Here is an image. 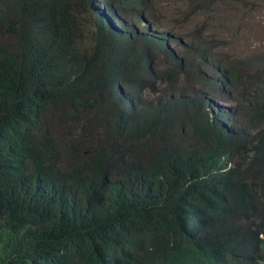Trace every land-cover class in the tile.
I'll use <instances>...</instances> for the list:
<instances>
[{"label": "trees", "instance_id": "obj_1", "mask_svg": "<svg viewBox=\"0 0 264 264\" xmlns=\"http://www.w3.org/2000/svg\"><path fill=\"white\" fill-rule=\"evenodd\" d=\"M16 1L0 8V264H254L240 223L264 207V105L239 112L245 141L217 124L203 75L227 64L240 105L235 83L256 56L233 55L197 25V61L169 67L157 91L122 43L132 37L110 33L87 0ZM180 1L185 17L213 3ZM119 76L155 93L119 135L137 151L122 146L117 161L100 146L64 164L56 138L83 119L72 109L100 107L95 97Z\"/></svg>", "mask_w": 264, "mask_h": 264}, {"label": "clouds", "instance_id": "obj_2", "mask_svg": "<svg viewBox=\"0 0 264 264\" xmlns=\"http://www.w3.org/2000/svg\"><path fill=\"white\" fill-rule=\"evenodd\" d=\"M144 1L143 6L132 5L131 0H119V3L115 0H87V3L93 11V15L106 25L110 33L120 37L123 34L132 37L130 40L121 41L132 57L138 58L135 63L141 72L148 73L149 79L157 83L156 89L159 91L162 87V84L159 83L165 80L169 67L187 68V64L197 61L196 51L199 38L194 41L189 39L190 34L197 32L196 29L192 33H187L174 25L176 22L162 21L152 6L153 0ZM7 4L19 9L16 0H0V8L6 9ZM80 27L81 32L89 39L88 26ZM199 49L204 51V48L200 46ZM158 53H162L163 57L159 58ZM250 56L256 57L247 64L235 83L241 98L240 105L230 92V71L227 64L213 65L203 75L204 78H210L212 82V87L208 91L213 96L208 97L207 92L203 91L202 94L212 99L213 104L210 105V110L217 124L223 129L234 128L235 133L238 125L235 124L233 116L237 115L242 118L239 112L241 109H245L244 106L250 108L258 103L264 105V52ZM250 56L242 57L247 59ZM127 82L130 80L119 76V79L112 82L111 86L105 85L107 90H102L99 96L94 99V103L101 98L103 102L92 112L87 111L86 108L72 109L73 113H81L83 116L81 125L78 126H81L80 129L85 135L95 136L97 132H103L111 137L109 141L96 137L86 155L92 154L100 146H105L107 155H111L114 160H117L118 155H121L117 160L120 161L123 157L120 150L122 146L131 148L132 153L137 151L138 146L132 140L121 139L119 135L126 136L130 130L131 119L140 121L138 116L141 106L140 97L142 99L150 98L155 93L147 87ZM59 89L57 97L63 93L62 86ZM145 92L150 97H146ZM224 103L234 105V107H225ZM48 104L54 108H59L60 105L57 100ZM47 112L53 116L56 111L49 108ZM74 130L68 131L67 134L72 137H82L74 134ZM250 131L252 133V130ZM112 142L117 143V146L112 147ZM259 198L262 202L264 201V196ZM246 215L240 225L243 224L242 230L245 234L254 237L253 244L257 250L254 264H264V207L246 213Z\"/></svg>", "mask_w": 264, "mask_h": 264}, {"label": "rangeland", "instance_id": "obj_3", "mask_svg": "<svg viewBox=\"0 0 264 264\" xmlns=\"http://www.w3.org/2000/svg\"><path fill=\"white\" fill-rule=\"evenodd\" d=\"M212 2L208 10L199 9L189 17L180 16L185 6L189 7V3L184 5L180 0H153L152 6L162 21L176 22L174 25L184 32L192 33L197 25L204 26L201 29L205 34L203 39H223L226 49L237 57L264 52V0H212ZM83 44L86 45L87 40H84ZM145 95L150 97L146 92ZM223 106L234 107L225 103ZM233 119L242 132V138L245 141L249 140L251 131L242 123V118L235 115ZM244 128L246 133L243 131ZM73 133L83 138L72 137L62 129L57 138L58 143L63 145L65 142L68 147V155L62 160L66 165L73 163V158L86 155L96 137L108 141L111 138L103 132L87 136L80 128L75 129Z\"/></svg>", "mask_w": 264, "mask_h": 264}, {"label": "bare ground", "instance_id": "obj_4", "mask_svg": "<svg viewBox=\"0 0 264 264\" xmlns=\"http://www.w3.org/2000/svg\"><path fill=\"white\" fill-rule=\"evenodd\" d=\"M258 72L260 73V70ZM259 202H261L260 204H263L262 200L258 197V200H255V203L259 204ZM234 213H240V211H235Z\"/></svg>", "mask_w": 264, "mask_h": 264}]
</instances>
